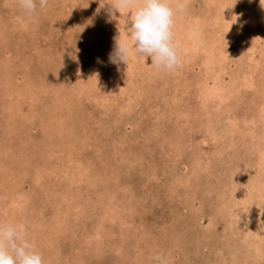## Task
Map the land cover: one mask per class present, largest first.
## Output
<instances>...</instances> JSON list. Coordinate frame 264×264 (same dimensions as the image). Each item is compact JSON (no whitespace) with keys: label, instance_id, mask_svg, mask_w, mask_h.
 <instances>
[{"label":"rangeland","instance_id":"374dc122","mask_svg":"<svg viewBox=\"0 0 264 264\" xmlns=\"http://www.w3.org/2000/svg\"><path fill=\"white\" fill-rule=\"evenodd\" d=\"M171 7L163 71L109 62L129 9L0 0V222L42 264H264V0Z\"/></svg>","mask_w":264,"mask_h":264},{"label":"clouds","instance_id":"9594fccd","mask_svg":"<svg viewBox=\"0 0 264 264\" xmlns=\"http://www.w3.org/2000/svg\"><path fill=\"white\" fill-rule=\"evenodd\" d=\"M106 2L115 10L129 9L125 13L124 37L115 39L109 62L126 63L132 55L143 57L144 62L146 57L150 58L151 64L163 71H172L179 66L178 44L172 32L174 11L171 0ZM47 3L48 0H16L24 16L29 17L37 5L44 8ZM0 264H42L41 255L26 236L24 224L0 222Z\"/></svg>","mask_w":264,"mask_h":264},{"label":"bare ground","instance_id":"6f19581e","mask_svg":"<svg viewBox=\"0 0 264 264\" xmlns=\"http://www.w3.org/2000/svg\"><path fill=\"white\" fill-rule=\"evenodd\" d=\"M174 6V5H173ZM176 7V6H175ZM241 18V17H240ZM242 23V22H241ZM240 30V29H239ZM184 39V38H183ZM120 91H121V89H120ZM256 137V136H255ZM258 243V242H257Z\"/></svg>","mask_w":264,"mask_h":264}]
</instances>
